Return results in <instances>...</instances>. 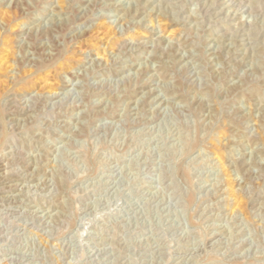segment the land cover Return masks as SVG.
Listing matches in <instances>:
<instances>
[{
	"label": "rangeland",
	"instance_id": "1",
	"mask_svg": "<svg viewBox=\"0 0 264 264\" xmlns=\"http://www.w3.org/2000/svg\"><path fill=\"white\" fill-rule=\"evenodd\" d=\"M3 57L0 264H264V0H0Z\"/></svg>",
	"mask_w": 264,
	"mask_h": 264
},
{
	"label": "bare ground",
	"instance_id": "2",
	"mask_svg": "<svg viewBox=\"0 0 264 264\" xmlns=\"http://www.w3.org/2000/svg\"><path fill=\"white\" fill-rule=\"evenodd\" d=\"M105 23V22H104ZM134 33V32H133ZM136 35V34H135ZM7 45V44H6ZM2 53H3V51H2ZM4 56V55H3ZM4 59V57L3 58H1L0 60L2 61ZM6 60V59H5ZM1 67V66H0ZM6 68V67H5ZM62 68V67H61ZM1 69H2V67H1ZM25 81V80H24ZM219 158V157H218ZM235 195H236V190H233L232 191ZM239 194V193H238ZM237 196V195H236ZM236 201H238V200H236Z\"/></svg>",
	"mask_w": 264,
	"mask_h": 264
}]
</instances>
